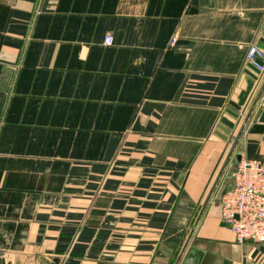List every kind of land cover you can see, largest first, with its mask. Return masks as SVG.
Wrapping results in <instances>:
<instances>
[{
  "label": "crops",
  "instance_id": "0c3cea01",
  "mask_svg": "<svg viewBox=\"0 0 264 264\" xmlns=\"http://www.w3.org/2000/svg\"><path fill=\"white\" fill-rule=\"evenodd\" d=\"M262 39L264 0H0V264H264L221 215Z\"/></svg>",
  "mask_w": 264,
  "mask_h": 264
},
{
  "label": "built area",
  "instance_id": "2783aa9c",
  "mask_svg": "<svg viewBox=\"0 0 264 264\" xmlns=\"http://www.w3.org/2000/svg\"><path fill=\"white\" fill-rule=\"evenodd\" d=\"M114 42L112 35L105 38V45ZM177 42L173 38L172 46ZM257 61H262L260 66ZM247 62L260 75L264 74V49L252 45L247 52ZM233 188L221 198V215L225 225L235 234L239 244L246 241L264 243V160L242 158L235 170Z\"/></svg>",
  "mask_w": 264,
  "mask_h": 264
},
{
  "label": "water",
  "instance_id": "95a60500",
  "mask_svg": "<svg viewBox=\"0 0 264 264\" xmlns=\"http://www.w3.org/2000/svg\"><path fill=\"white\" fill-rule=\"evenodd\" d=\"M262 44L260 45L261 48L264 49V39H262ZM257 63L262 66L263 65V62L262 61H257ZM251 69L255 72H249V76H250V80L248 82V86L246 88V90H244L240 97H239V101L236 103V102H232L230 105L232 107V109H229L228 110V114L234 118H239V114L236 112V111H240L244 105L246 104L249 96L252 94L253 90L255 89L256 87V84L258 82H260V79L257 75H260V72L254 67V66H250ZM263 95L264 96V84L262 86V89H261V92H260V96ZM262 112L259 116V122L260 123H263L264 124V99H263V102H262ZM234 128V123L231 122L228 118H223L222 119V125L220 126V129L223 131V132H227L229 133L230 130L229 129H232ZM186 264H190L189 262H187ZM223 264H230V261L229 260H225L223 262Z\"/></svg>",
  "mask_w": 264,
  "mask_h": 264
}]
</instances>
